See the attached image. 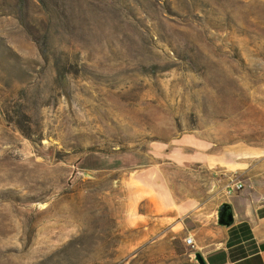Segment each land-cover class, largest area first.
I'll return each mask as SVG.
<instances>
[{"label":"rangeland","instance_id":"1","mask_svg":"<svg viewBox=\"0 0 264 264\" xmlns=\"http://www.w3.org/2000/svg\"><path fill=\"white\" fill-rule=\"evenodd\" d=\"M205 156H264V0H0V264H184Z\"/></svg>","mask_w":264,"mask_h":264},{"label":"crops","instance_id":"2","mask_svg":"<svg viewBox=\"0 0 264 264\" xmlns=\"http://www.w3.org/2000/svg\"><path fill=\"white\" fill-rule=\"evenodd\" d=\"M214 170L209 193L215 201L210 203L193 199L180 205L171 191L154 194L163 214L172 212L168 220H159L150 227L147 237L153 240L157 258L185 260L184 264H264V156H235L234 163H227V156H205L194 160ZM244 184L240 192L229 193L231 174ZM231 178V179H230ZM230 206L233 222L221 224L222 205ZM185 209L182 218L180 211ZM192 236L196 248L185 240Z\"/></svg>","mask_w":264,"mask_h":264},{"label":"built area","instance_id":"3","mask_svg":"<svg viewBox=\"0 0 264 264\" xmlns=\"http://www.w3.org/2000/svg\"><path fill=\"white\" fill-rule=\"evenodd\" d=\"M244 184L238 180L232 179L228 185L229 193L240 192L244 189ZM185 243L192 249L196 248L194 238L192 236H187Z\"/></svg>","mask_w":264,"mask_h":264},{"label":"water","instance_id":"4","mask_svg":"<svg viewBox=\"0 0 264 264\" xmlns=\"http://www.w3.org/2000/svg\"><path fill=\"white\" fill-rule=\"evenodd\" d=\"M220 211L222 212L221 224L230 225L233 222V214L230 206L224 204L221 206ZM200 264H203L202 260L198 257Z\"/></svg>","mask_w":264,"mask_h":264},{"label":"trees","instance_id":"5","mask_svg":"<svg viewBox=\"0 0 264 264\" xmlns=\"http://www.w3.org/2000/svg\"><path fill=\"white\" fill-rule=\"evenodd\" d=\"M40 1H42V0H40Z\"/></svg>","mask_w":264,"mask_h":264}]
</instances>
